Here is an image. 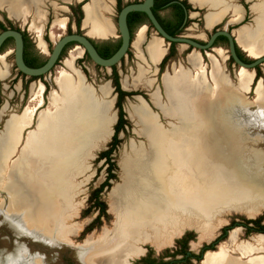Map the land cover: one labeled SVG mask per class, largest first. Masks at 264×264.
<instances>
[{
  "label": "bare ground",
  "instance_id": "1",
  "mask_svg": "<svg viewBox=\"0 0 264 264\" xmlns=\"http://www.w3.org/2000/svg\"><path fill=\"white\" fill-rule=\"evenodd\" d=\"M34 1L40 3L42 0H0V8L10 18L18 20L30 16ZM61 1L71 3L73 0ZM191 1L215 10L204 17L208 29L221 23L229 14L232 15L231 24L242 19L241 8L224 0ZM111 2L113 0H89L85 5L83 28L90 29L93 36L102 39L114 36L111 22L102 16L110 10ZM252 10L257 14L254 26H244L234 34L244 51L264 53V0L253 5ZM46 21V12L36 8L33 25L38 30L36 42L39 48L44 41L38 24ZM64 24L65 19H61L53 26ZM143 31L136 35L133 46L138 50V58L157 71L167 53V45L155 36L147 43L144 55L141 52V44L145 41ZM83 53V49L76 46L66 60L67 71L56 77L57 89L51 93L47 104L44 105L43 98L45 85L41 82L32 85L31 101L35 106L12 116L0 138V151L4 154L0 161V179L9 159L20 149L19 156L12 162L19 166V181L10 177L3 206L6 214L3 215L12 221L16 219L21 231L50 243H71L70 237L78 235L80 228L65 224L67 219L77 216L81 205L73 202L77 186L70 182L71 175L65 177V168L76 170L78 175L87 172L88 151L108 140L115 117V112L110 111L111 104L96 101L90 86H86L74 65ZM198 57L197 52L189 55L193 62ZM213 60L218 64L216 59ZM145 71H140L139 78ZM220 75V69L216 75L211 72L212 82H216ZM6 76L3 66L0 77ZM253 77L254 72L245 71L238 87L228 85L226 92L219 85L214 94L204 75L192 81L186 76L164 73L162 85L177 119L176 123H168L169 128L157 121L144 99L140 98L141 106L135 115L143 136L149 140L151 151L136 150L134 158L127 162L125 158L123 182L110 194L109 207L115 215V228H103L97 240L90 237L84 240L81 247L93 249L91 253L81 252L85 264H133L134 259L143 255L146 245L158 250L170 246L188 227L197 230L199 241L207 242L227 222L223 215L235 212L252 218L258 207H262L253 183H243L238 178L236 169L240 166L244 138L231 125H218L210 103L206 107L201 101L202 98L206 103L216 101L220 92L232 95L249 91ZM133 80V84H137L138 79ZM123 85H129L127 80ZM110 92L108 87L102 86L103 98H108ZM255 93L264 105V87L260 79ZM104 119L106 123L97 129V124ZM53 227H57L55 234L52 233ZM238 231H230L227 242L221 243L215 251L206 252L201 264H264L263 257L242 260V257L264 248H255L248 241L240 242ZM253 240L264 246V235ZM232 252L240 256H233Z\"/></svg>",
  "mask_w": 264,
  "mask_h": 264
},
{
  "label": "rangeland",
  "instance_id": "2",
  "mask_svg": "<svg viewBox=\"0 0 264 264\" xmlns=\"http://www.w3.org/2000/svg\"><path fill=\"white\" fill-rule=\"evenodd\" d=\"M127 1H134V0H124L125 3ZM224 1L227 2V4H230L231 6L238 7L236 5L235 0H224ZM34 5H35L34 7L33 5L31 6L30 16L18 20L10 18L8 13L4 11L2 8H0V18L1 15L8 17L11 22H14L17 25H20L21 28H24L26 34L32 39V41H37L38 30L33 25L36 8L45 11L47 15V21L42 24L37 23L38 26H40L41 35L43 34L41 38L43 39L44 43L43 46L39 48L36 42V49L40 57H42L43 59H47L49 55L48 48H52L54 43L59 39V37L63 36L65 33L67 27L66 19L69 17V13L66 7L69 5L62 2L61 0H42L40 3L37 2ZM109 7L110 10L108 12L105 11L104 13H102V16L108 19L109 21H112L113 25H116L117 13L115 10H113L114 6L112 2L109 3ZM251 9H253V6L251 7ZM209 11L212 12L213 9L209 8L208 11L204 12L205 15ZM193 16L196 17L194 20H192L193 24H189L187 30H185L182 33V35H185L189 38L196 37L198 39H204L206 41L207 40L206 34L208 35L211 34V30L208 29L207 31L205 29L203 15L201 16L193 15ZM255 16L257 17V14ZM61 19H65L64 26L61 27L53 26L54 22ZM255 19L254 21L244 24L235 30H238L244 26L253 27L255 23ZM82 26H83V22H82ZM84 30L88 36H90L91 38L94 37L90 33V29L84 28ZM51 33L54 34L53 37H51ZM136 33L134 35L133 43L136 37ZM116 34L118 35V33ZM155 36H157L156 33L153 30H151L148 41H144V44L141 46L142 53L143 51H145V47H146L145 42H149ZM133 43H132L131 51L128 54V57L125 58V60L121 62V64L117 65L116 68L119 75L120 85L123 80H127L129 84L128 90H124L122 86L121 88L124 91L135 92L138 93L139 95L125 100L123 104V109L126 114V119L129 121V126L125 127L126 134L125 133L119 134V139L122 141V143L118 146V148L113 154V158L115 159L118 167L117 171L113 172L117 174V180L113 181L111 188L105 190L102 194V198L106 202L108 207V213L112 217L111 221L109 223H104L100 229H96L91 233L82 236L84 229L97 216V211H94L93 214L85 218L82 217V212L88 207V199L90 196V191L91 189L97 188L99 185H101L102 182H104V180L107 177V171H106L107 166L104 164V161L98 162L97 157L101 151L107 148L108 144L110 143L114 135V132L113 134H111L112 136L110 135L109 137L110 140L108 138L109 141L108 140H107L108 142L105 141L107 142V144L100 151L96 153V156L92 160H90L89 163H88V159H91L93 157V152L98 147L88 151L87 153L88 157L86 159V166L88 167L87 172L78 175L79 173H76V170L69 169L67 167L65 168V172L63 171L66 178H69L70 175L72 176L70 182H72V184H76L77 186L75 188L76 191L73 202H75L76 204L81 203V205L78 208L77 216L74 215L71 219H67L65 221V224L67 226L70 227L76 226L80 228V231L77 236L70 237L71 243H67L64 241H57L54 243H50L48 241L35 237L34 234L30 235L25 230H23L25 235H29L30 237L34 238L35 241L22 236L16 237L13 231L11 230V228H9V226L4 222L2 214L3 213L6 214V213L4 212L5 210L3 208L5 201L4 198L2 197L3 196L2 194L6 195L9 192L8 184L10 182V177L15 179L16 181H19L18 171H17L19 166L16 163L12 164L13 160L19 156L20 149L18 148L14 153V155L9 159L10 161H8L7 166L4 172H2L1 174L2 177L0 179V255L6 256L10 254L15 249L14 245L15 242H17L16 253L13 255H9L7 257V261L5 264H80L76 258V250L74 248L67 247L65 245L59 247L58 243L64 242L67 245H71L72 247H81L84 243V240H86L89 237L94 240H97L100 237L103 228H106L108 230H112L115 228V224H114L116 220L115 215L110 211L109 205L111 200L110 194L112 189L116 185L122 183V173H121L120 163H122V161L126 158V155L130 153L129 152L130 149L128 147L131 141H134L135 144H137V146L139 147L143 145L145 147L147 146L146 140L143 137H140L136 134L140 130V125H138L134 120L130 118L129 113L131 112L132 108L136 107L140 103L139 101L141 100L140 99L138 100V98H142L144 99L148 107L152 110L153 114L156 116L157 121L161 122L165 128H169L168 126L169 122L172 123L177 122L176 117L172 114V106L168 102V99L165 95V90L162 85L161 79L164 73L170 74L172 76L177 74L181 76H186L190 78L192 81L194 79H197L201 75H204V78L209 84L212 93L215 94L219 85L222 87L224 91L227 92L229 90L226 89L228 85H231L234 88L238 87L239 79L243 72L245 71L254 72L253 84L256 85L254 86L252 84L249 91L242 92V90L238 89L242 92V94L233 93L232 95H229L228 93L223 95L220 92L221 96L216 101L206 103L204 102L205 101L204 98H202L201 101L203 102L202 103L203 106L206 107L210 103V109H212V111L214 112L216 122L218 123V125L221 123H227L231 125V128L236 133H238V135H241L242 138H244L245 143L243 142L244 143L243 151L241 155L242 159L240 158V166L242 170L240 166L238 167V169H236L238 173V178L243 183L247 181L253 183L254 187L257 189L256 190L258 194L257 198H260L259 202H261L263 205L262 207L260 206L258 207V211L253 215L252 218H248L246 215L242 213H235V212L226 214L225 216L223 215V218L227 222L224 225H222L220 229L217 231V233L214 235V237L207 242L199 241L198 239L199 234L197 230L194 227H188L183 231V233L180 236L176 237L173 240L170 246L158 250L153 246L146 245L145 252L143 253V255L140 256L138 259H134L132 263L136 264L139 260L144 258L150 250L153 251L155 258H160V257L162 258L166 256L165 251L174 250L176 248V241L179 240L187 232L194 233L195 235V239L189 242L188 248L189 251H191L190 253L197 255L205 245H210L216 239L221 237L222 229L225 227L232 226V223L234 221L237 223H241L243 219L250 220V219H256L258 217H262L264 224V105L260 101L259 95L255 93L257 81L259 79L262 80L264 87V64L257 66L254 70H248L244 68L242 69V67H239L236 64L230 62V56L227 47L218 45L204 53L195 50L193 48H189L186 45H177L175 47V56L167 61L162 71L159 70L160 66H158L157 71H155L154 67L148 66L146 63H143V61L138 58V50L133 46ZM166 45H167V53H168V49L170 45H168L167 43ZM75 48H76L75 46L71 47L61 57L60 61L56 64V66L51 70V72L48 75L37 80H31L29 77H23L17 74L18 70L16 69L14 64L12 47H8L1 54L0 68H3V66L6 68L7 76L6 78L0 77V138L5 130L7 121L12 116L21 114L25 109H31L35 106L34 102L31 101V89L33 84H35L36 82H41L45 85V91L43 93V98L45 102L44 105L48 103L49 96L54 90L57 89L56 79L59 77V75L62 72L67 71L66 60L70 58L69 56H71L72 53H74ZM185 48L186 50H184ZM240 50L250 61H253L254 57L256 56L261 57L264 55V53H257V52L251 53L248 50L244 51L243 49H241V47ZM196 52L198 53L199 57L198 59L196 58L197 60L195 59V61L193 62L190 60L189 55L195 54ZM80 57L81 58L75 60L74 65L76 66L80 74H82L84 83L86 84L87 87L90 86L89 89L93 92V95L98 103H102L103 102L102 100H104L105 103L107 102L111 104L110 111L115 112L114 121L111 124V129L112 131H114V126L116 125V123L114 122L116 120V116L118 115V111L116 109L117 95L115 93L113 81L110 79L112 75V70L105 68H98L92 63V61H89L86 58L85 53H83ZM213 59H216L218 64ZM218 68L220 69V71L222 70V75H220V78H218L216 82L215 81L212 82V79L210 78L211 72L214 75H216V73L219 72ZM145 69L146 71L144 76L143 77L141 76L139 78L140 71ZM134 78L138 79L137 84H133ZM102 86L109 87L111 89L108 98L105 97L103 98L101 94ZM181 90L182 89H180V91ZM105 123H106V119L100 121L97 124L96 128L100 129V127H102V125ZM33 125H34V120L30 127L31 129L34 127ZM97 129H95V131ZM25 136H26V131H24V137ZM85 137H87V135H85ZM82 142L85 141L83 140ZM86 142H89V139L86 140ZM3 156H4L3 152L0 151V161L3 158ZM90 170L91 173H89ZM79 178L82 179H80L79 181L78 180ZM84 180L86 181L82 184ZM32 192H30V195L33 197ZM7 220L21 230L16 219L15 221H12L11 219L7 218ZM235 227L236 229H239L238 240L240 242L248 241L255 248L258 249L264 248V246L258 244L256 240L255 241L253 240V238H256L259 233L250 234V236L246 237L244 227L237 225L232 227V229ZM55 231H57V227H53L52 233L55 234ZM228 237L229 234L227 235V238L220 243L227 242ZM41 243H44L45 245ZM219 244L215 247L214 250L218 249ZM88 252L89 253L93 252V249L88 248V250H86V253ZM80 255L81 252L79 253V257ZM232 255L240 256L239 253L237 252H232ZM251 257L264 258V249L253 252L251 255H248L247 257H242V260H247ZM176 259L180 260L182 259V257L177 256ZM164 260L168 261L169 259L164 258ZM82 263L84 262L82 261ZM0 264H4V263H2L0 260ZM186 264H201V261H197L196 259H191Z\"/></svg>",
  "mask_w": 264,
  "mask_h": 264
},
{
  "label": "flooded vegetation",
  "instance_id": "3",
  "mask_svg": "<svg viewBox=\"0 0 264 264\" xmlns=\"http://www.w3.org/2000/svg\"><path fill=\"white\" fill-rule=\"evenodd\" d=\"M143 1L144 0H134V1H127L125 3L124 0H113L112 3L114 6V9L113 8L112 9L116 11L117 18H118L119 12L125 6H127L129 4L142 3ZM262 1L263 0H235L236 5L238 7H240L242 10L241 21L237 24H231L230 21H231L232 15L231 14L227 15L223 19L221 25H218L217 27H214L213 29H211V34H209V35L206 34L207 40L212 35V33H214L217 30H223V29H226L229 33H232L233 37L236 39L234 32L237 30H235V29H237L238 27H240L244 24H247L249 22L254 21V19L256 17L255 16L256 13L252 11L251 7L253 5L260 4ZM66 4L69 5L66 7L68 10V13H69V17L66 19L67 20V27H66L64 35L72 34V33L79 34V35H85L86 32L82 26V21L79 22L80 11L82 10V7H83V5L82 6H80V5L82 3H78L76 1H73L71 3H66ZM158 5L160 7L156 8ZM206 11H208L207 7H199V6L193 5L191 0H154V5L152 7V12H153L154 16L158 20V22L161 25V27L163 28V30L169 35L171 33L176 32L177 29L179 30V33L181 35L185 30H187V27L189 24H193L192 20H194L196 18L193 15H200V16L203 15V17H205L204 12H206ZM0 23H1L0 24V33L7 31V30H14V31H18L21 33L22 40H23V60H24V63L26 64V66L31 67V65H32V66L38 67V66H41L42 64L43 65L45 64L47 59H43L42 57H40V55L36 49V41H32V39L26 34V31L24 28H21L20 25H17L16 23L11 22L10 19L4 15H1ZM112 24H113V22H112ZM127 24H128V28H129V31L131 34L132 42H133L135 33L138 30H140L141 27H143V26L147 27L146 34H145V37H146L145 41H148V39L150 37L151 30L154 31L153 26L151 25L150 21L148 20L147 16L144 13H138V12L130 13L127 17ZM116 26H117V19H116V25H114V27H116ZM205 29H206V27H205ZM206 30L208 31V29H206ZM115 32L119 34L117 29H115ZM191 39L197 40L202 44L206 43V41H207V40L205 41L204 39H198L196 37L195 38L192 37ZM90 41L92 42V44L94 45L95 49L97 50L98 54L101 57L107 53L111 54L117 46L120 47V45H121V40L117 34H116V37H109L107 39H92V38H90ZM218 45L227 47V49H228L229 48L228 39L223 37V36L218 37L214 43V46H218ZM74 46H75L74 44H69V45L65 46V48L62 51V54H61L59 59H61V57L71 47H74ZM8 47H12V49H13L12 54H13V59H14L15 58L14 57L15 42L12 38L7 39L3 43V45L1 46L0 57H1V54ZM189 48H191V47H189ZM235 50H236V54H237L238 58L242 62H244V63H251L252 62L249 59H247V57L243 54V52L240 50V47L237 46V44L235 46ZM51 51H52V48H48V53ZM130 51H131V47H130V50L128 51V54L130 53ZM169 52H170V47L168 49V53ZM128 54L125 58L128 57ZM125 58L122 60H125ZM230 59H232V58L230 57ZM14 64H15V61H14ZM15 67H16V65H15ZM16 69H17V67H16ZM159 70H161V69H159ZM17 74L21 75L22 73L18 71ZM23 77H26V76L23 75ZM201 250L199 251V253L197 255H200V253L202 252ZM146 264H148V263L146 262Z\"/></svg>",
  "mask_w": 264,
  "mask_h": 264
},
{
  "label": "water",
  "instance_id": "4",
  "mask_svg": "<svg viewBox=\"0 0 264 264\" xmlns=\"http://www.w3.org/2000/svg\"><path fill=\"white\" fill-rule=\"evenodd\" d=\"M73 1H76L78 3H83L82 10H83V20H84V16H85L84 7L88 3L89 0L88 1L87 0H82V1L73 0ZM153 5H154V0H144L142 3L129 4V5L125 6L119 12V15L117 18V26L115 27V29H117L119 32L118 36L121 40V45H120L119 49L110 58H107V59L102 58L98 54L94 45L90 41V37L87 35V33L85 35H79V34L72 33V34H66V35L59 37V39L54 43V45L52 47V51L49 52V55L47 57L45 64L42 65L41 67H38V68H30V67L26 66V64L24 63V60H23V40H22V35L20 32L14 31V30H7V31L0 33V48L7 39L12 38L14 40V42H15V48H14L15 65H16L17 70L19 72H21L23 75H25L26 77H29V78L40 79L41 77L48 75L51 72V70L58 63L59 58H60L62 51L64 50L65 46H67L69 44H74L75 47L76 46L81 47L84 50V53L89 56L90 60L92 61V63L95 66L112 70V68L114 66H117L121 63L122 59H124L127 56L128 51L130 50V47H132L133 42L131 40V34H130L128 24H127V17L130 13L138 12V13H144L147 16L148 20L150 21L151 25L153 26L155 33L158 35L159 38L163 39L164 42H166L168 45H171L172 43H175L177 45H186L187 47H191L195 50H198L200 52L205 53L206 51L211 50L212 48L215 47L214 43L218 37L223 36V37L228 39L229 48L227 50L229 52L230 57L232 58L234 63L237 64L239 67H244L248 70H254L257 66L264 64V56L259 57L258 59H253V61L251 63L242 62L238 58V56L236 54V50H235L236 44H237V46H239V45H238L236 39L233 37L232 33H229L226 29L217 30L214 33H212V35L208 38V40L204 44L200 43L197 40L191 39L185 35H182V34L175 36V37L170 36L169 34H167L163 30V28L159 24L158 20L154 16V14L152 12ZM83 20H82V22H83ZM2 195H3L2 197L5 198V194H2ZM2 216H3L4 222L9 226V228H11V230L13 231V233L15 234L16 237L22 236V237H26V238H29V239H32L33 241H35L34 238L30 237L29 235H25V233L23 231H21L17 226L10 223L4 217L3 214H2ZM234 229H236V227L233 228L232 230H234ZM229 233H230V231L227 233V235ZM258 235H264V234H258ZM41 244L45 245L44 243H41ZM62 245L74 248L76 250L77 260L79 261L80 264H84V263H82V261L79 257V253L88 250V248L72 247L71 245H67L64 242L58 243L59 247ZM14 246H15V249L10 254H8L6 256L0 255V260L2 263L5 264L7 261V257L9 255H13L16 253L17 242H15ZM205 254H206V252L202 253L201 261L203 260Z\"/></svg>",
  "mask_w": 264,
  "mask_h": 264
},
{
  "label": "trees",
  "instance_id": "5",
  "mask_svg": "<svg viewBox=\"0 0 264 264\" xmlns=\"http://www.w3.org/2000/svg\"><path fill=\"white\" fill-rule=\"evenodd\" d=\"M83 3L80 5L82 6ZM160 7L159 5L156 7ZM136 14V13H135ZM133 15V14H132ZM131 15V16H132ZM83 20V11H80V18L79 22ZM1 24V23H0ZM179 25V24H178ZM171 36L175 37L180 35L179 30L177 29L176 32L171 33ZM177 44L172 43L170 45V52L164 57L162 60L160 66L161 71L163 70V67L167 63L168 60H170L172 57L175 56V47ZM119 47L117 46L114 51L111 54H104L102 58H110L118 49ZM86 58L90 60L89 56L87 54ZM60 60V59H59ZM124 60H122L123 62ZM231 63H234L232 59H230ZM34 64V63H33ZM43 65V64H42ZM41 65V66H42ZM38 66V67H41ZM36 66H32L30 68H38ZM98 67V66H97ZM100 68V67H98ZM117 66H114L112 68V75H111V80L113 81V86L115 89V93L117 95V101H116V109L118 111V120L116 125L114 126V135L108 144L107 148L103 151H101L98 154L97 161H104V164L107 166L106 171H107V177L102 182L101 185H99L97 188L91 189L90 191V196L88 199V207L82 212V217L85 218L91 214L94 213V211H97V216L92 220V222L84 229L82 236H85L92 231L96 229H100L104 223H109L112 219L111 215L108 213V207L106 202L102 198V194L105 190H108L112 186V182L117 180V174L113 173L114 171H117L118 167L116 164L115 159L113 158V154L118 148V146L122 143V141L119 139V134L120 133H125L126 130L125 127L129 126V121L126 119V114L123 109V104L125 100L132 98L134 96L139 95L138 93L135 92H127L124 91L121 88L120 85V80H119V75L117 72ZM23 76V74H21ZM42 78V77H41ZM40 78V79H41ZM31 80H37V78H30ZM257 80V79H256ZM242 226L245 228V234L246 237L250 236V234H264V224H263V218L258 217L256 219H250V220H242L241 223L233 222L232 226L230 227H225L222 229V235L218 239H216L213 243L210 245H205L202 248V252L200 255H195L193 253H190L188 244L190 241L195 239L194 233L187 232L185 233L179 240L176 241V248L174 250H166L164 257L160 258H155L153 251H149L148 254L139 260L136 264H186L189 262L191 259H196L197 261H201V255L204 252L207 251H215V247L222 241H224L227 238V233L232 229L234 226ZM177 256H181L182 259L177 260ZM164 258H168V261H165Z\"/></svg>",
  "mask_w": 264,
  "mask_h": 264
},
{
  "label": "crops",
  "instance_id": "6",
  "mask_svg": "<svg viewBox=\"0 0 264 264\" xmlns=\"http://www.w3.org/2000/svg\"><path fill=\"white\" fill-rule=\"evenodd\" d=\"M192 2V1H191ZM192 4H194L193 2H192ZM195 5V4H194ZM196 6H199V7H207V6H200V5H196ZM208 8V7H207ZM209 9V8H208ZM215 11L213 10L212 12H208L207 14H210V13H214ZM206 14V15H207ZM205 15V16H206ZM223 21V20H222ZM222 21H221V23H222ZM111 22V21H110ZM204 23H205V21H204ZM221 23H219V24H217L216 26H213L211 29H213L214 27H217L218 25H220ZM111 27H112V29H113V33H114V36H111V37H115L116 36V32H115V27H114V25L112 24V22H111ZM144 29V31H143V34H144V37H145V34H146V29H147V27L146 26H143V27H141V29L140 30H138V32L136 33V35L141 31V30H143ZM206 29H208V28H206ZM211 29H209V30H211ZM109 38V37H108ZM136 38V37H135ZM92 39H102L101 37H98V36H94V37H92ZM104 39V38H103ZM105 39H107V38H105ZM135 41V40H134ZM146 43V45H147V43L148 42H145ZM144 44V42L141 44V46ZM146 48V47H145ZM143 53H144V55H146V51H143ZM167 54V53H166ZM166 56V55H165ZM161 64V63H160ZM160 64H158V66L160 65ZM125 80H123L122 81V83H121V86H122V88L124 89V90H128V87L129 86H124L123 85V82H124ZM107 86V85H106ZM109 88V87H108ZM110 89V88H109ZM111 90V89H110ZM140 98H138V100H139ZM140 102V101H139ZM140 103L136 106V107H134V108H132V110H131V112L129 113V116H130V118L132 119V120H134L138 125H140L139 124V121L137 120V117H136V115H135V111H137L138 110V108H140ZM117 120H118V115L116 116V120H115V122L114 123H117ZM113 132L114 131H112V134H113ZM141 132V133H140ZM138 136H140V137H143L145 140H146V142H147V146L144 148V145L143 146H141V147H139V146H137V144H135V142L134 141H131L130 143H129V152L130 153H128L127 155H126V160H125V162H127V160H129V159H131V158H134V152L136 151V150H145V151H147V152H150L151 151V149H150V147H151V145H150V143H149V140H147L146 138H145V136H143V134H142V131H141V126H140V130L138 131V133H136ZM112 136V135H111ZM109 140H110V138H109ZM108 140V141H109ZM107 141V140H106ZM107 141V142H108ZM107 142H104V143H101V145H99L98 146V148L93 152V157L91 158V159H88V163H89V161L90 160H92L95 156H96V153L98 152V151H100L106 144H107ZM150 146V147H149ZM133 148V149H132ZM133 156V157H132ZM124 160L122 161V163H120V167H121V173H122V180L124 179V165H125V162H124ZM91 168V167H90ZM89 173H91V170L89 171ZM88 173V174H89ZM80 179H82V178H79L78 180L80 181ZM123 182V181H122Z\"/></svg>",
  "mask_w": 264,
  "mask_h": 264
}]
</instances>
